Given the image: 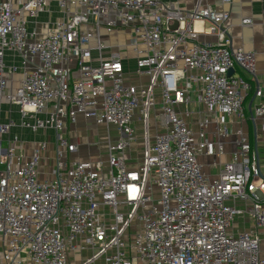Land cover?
<instances>
[{"label":"built area","instance_id":"2783aa9c","mask_svg":"<svg viewBox=\"0 0 264 264\" xmlns=\"http://www.w3.org/2000/svg\"><path fill=\"white\" fill-rule=\"evenodd\" d=\"M228 18L202 0H0V112L20 113L0 118V264H264V173L241 126L251 92L264 118V70L231 46ZM79 117L116 127L106 159L70 158ZM18 125L53 138L16 132L2 147ZM231 135V158L207 175L199 157L220 158Z\"/></svg>","mask_w":264,"mask_h":264},{"label":"crops","instance_id":"0c3cea01","mask_svg":"<svg viewBox=\"0 0 264 264\" xmlns=\"http://www.w3.org/2000/svg\"><path fill=\"white\" fill-rule=\"evenodd\" d=\"M174 1L178 6H180L182 9H190L192 8L197 0H172ZM203 4L209 5L212 8H218L227 10L229 12V18L224 23V26L227 28V33L230 38L231 46L238 47V46H244L247 49H252L256 51V63L258 72H262L264 70V0H231L229 3H223L221 0H202ZM54 5V2L52 3V6ZM55 17L58 16L57 13H55ZM244 17H250L252 19L251 24H242V19ZM47 19L45 14H41L39 20H42L40 24L45 23V20ZM39 33L42 34L46 30V26L39 25L38 27ZM200 40H215V35H204L200 34L199 36ZM133 61H131V65H133ZM236 74L244 76L248 80H252L251 75L245 72L242 69H236ZM15 78H18L19 75L16 74L14 76ZM128 79L131 82L137 83L141 79L142 82H147L148 78L146 76L142 77H136L131 76L128 77ZM17 83L14 84L16 86ZM261 85L264 86V80L259 76L258 81H254V85ZM193 93L192 97L193 99L196 98V85H193ZM256 98L253 99V92L249 95L247 98V106L250 113V106L252 107L253 103L256 102ZM6 103V102H4ZM3 103V104H4ZM195 105H199L197 103H194ZM8 109H3V106L1 108L0 112V118L2 120L6 119L7 111L12 109V106L9 104ZM194 106V105H193ZM200 108H204L202 105ZM158 111V109L156 110ZM155 111V112H156ZM12 112V111H11ZM155 115V113L153 112ZM151 116V133L155 134V132H160V127L157 128L155 116ZM196 116V115H195ZM194 116V117H195ZM86 124H89L90 129H93L97 126H105V125H96L91 121L85 120L83 117H79L78 121L74 124L68 123L67 124V134L69 135V138L72 142H75L78 145V149L75 152H72L69 154L70 158L72 159H88V158H97L101 157L103 159H106V153H107V146H106V140L105 136L106 134H103V138L101 141L97 140L99 151L98 153H92L90 152V140H86V137L88 134H86ZM264 118H247L246 120L242 121L241 126L243 129L249 133L250 138L253 142L256 143L257 147L258 145L264 147ZM114 126V125H113ZM115 127V126H114ZM136 127V136L138 138L137 140V147L135 150H137L138 155L140 157V160L138 162L133 161V158L131 156L132 152L131 150L126 151L125 156L128 159V162L131 166H138L142 162V148H143V126L141 122L136 121L135 124ZM116 128V127H115ZM89 129V130H90ZM117 132V129H116ZM15 133V132H14ZM111 135V133H110ZM88 138V137H87ZM118 138V132L117 137ZM234 137L233 135L226 138V147L224 154L219 158L215 156H200L199 161L202 163V168L204 172L209 176H216L218 173L220 167L222 166V163L225 161H228L231 158L232 152L235 150L236 146L233 143ZM80 150V152H79ZM259 150V147H258ZM260 152V150H259Z\"/></svg>","mask_w":264,"mask_h":264},{"label":"rangeland","instance_id":"374dc122","mask_svg":"<svg viewBox=\"0 0 264 264\" xmlns=\"http://www.w3.org/2000/svg\"><path fill=\"white\" fill-rule=\"evenodd\" d=\"M9 103H4L2 104L3 106V109H8L9 108ZM12 106V109H11V116L13 119H15V121H17V123L20 122V113H19V106L18 105H11ZM192 109L193 110H197L198 109V106L194 104V106H192ZM203 109V108H202ZM91 127H89V124H86V134L87 137H86V140H90L91 142V145H90V152L92 153H98L99 151V148L97 147L98 144H97V140L101 141L102 138H103V134H106L108 135V132L111 133L110 135V139L111 140H114L116 137H117V132H116V128L113 126V125H105V126H97V127H94L93 129H90ZM90 129V130H89ZM18 133L20 134L22 132V135L25 139L27 140H41V139H52L53 138V133L51 131H44V130H41V131H31L30 129L26 128V129H21L18 126L14 127L11 132L6 135V136H3L2 139H1V146L2 147H6L7 146V136H10L12 135L13 133ZM259 147V150H260V167H261V170L262 172L264 173V147L258 145ZM134 152H132L131 156L133 158V161L135 162H138V160H140V157L138 155V151L137 150H133ZM80 152V150H79Z\"/></svg>","mask_w":264,"mask_h":264},{"label":"water","instance_id":"95a60500","mask_svg":"<svg viewBox=\"0 0 264 264\" xmlns=\"http://www.w3.org/2000/svg\"><path fill=\"white\" fill-rule=\"evenodd\" d=\"M233 73V69H230L229 71H228V75H231ZM250 115H251V117H252V119L254 118L253 117V114H252V112H251V110H250ZM256 144V143H255Z\"/></svg>","mask_w":264,"mask_h":264}]
</instances>
